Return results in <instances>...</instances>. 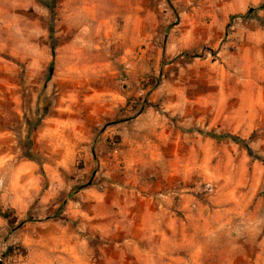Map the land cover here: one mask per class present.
<instances>
[{
	"label": "rangeland",
	"instance_id": "374dc122",
	"mask_svg": "<svg viewBox=\"0 0 264 264\" xmlns=\"http://www.w3.org/2000/svg\"><path fill=\"white\" fill-rule=\"evenodd\" d=\"M261 4L0 0V264H264Z\"/></svg>",
	"mask_w": 264,
	"mask_h": 264
},
{
	"label": "trees",
	"instance_id": "16d2710c",
	"mask_svg": "<svg viewBox=\"0 0 264 264\" xmlns=\"http://www.w3.org/2000/svg\"><path fill=\"white\" fill-rule=\"evenodd\" d=\"M256 9H260V10H264V4H261L258 8H250L245 14H243V15H237V16H233V18H237V17H240V18H248L251 14H252V12H254V10H256ZM54 54H55V52H54V47L52 48V55L54 56ZM185 56H187V57H195L196 55H190V54H188V53H186L185 54ZM53 70H54V60L51 62V64H50V66H49V70H48V73H49V77L52 75V73H53ZM28 126L30 127V128H32V127H34L33 126V124L32 123H28ZM213 136V138H215V139H220L222 136H218V135H212ZM229 137H231V138H233V140L235 141V142H244L242 139H240V138H238V137H232L231 135H229ZM32 158V157H31ZM10 213H11V210L10 209H8V210H6L5 212H3L2 213V211H0V216L1 217H3L4 219H6V220H10ZM14 249H15V247H13V246H11L10 248H9V253H13L14 252Z\"/></svg>",
	"mask_w": 264,
	"mask_h": 264
},
{
	"label": "crops",
	"instance_id": "0c3cea01",
	"mask_svg": "<svg viewBox=\"0 0 264 264\" xmlns=\"http://www.w3.org/2000/svg\"><path fill=\"white\" fill-rule=\"evenodd\" d=\"M175 239L177 240V242H178V244H179V241H180V239H182V238H180V235L178 234L177 237H173V238H172V240H175Z\"/></svg>",
	"mask_w": 264,
	"mask_h": 264
}]
</instances>
